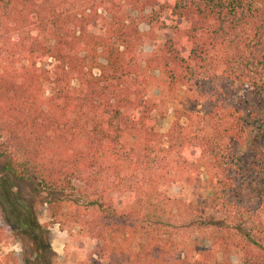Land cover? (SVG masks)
I'll return each instance as SVG.
<instances>
[{"label":"trees","instance_id":"trees-1","mask_svg":"<svg viewBox=\"0 0 264 264\" xmlns=\"http://www.w3.org/2000/svg\"><path fill=\"white\" fill-rule=\"evenodd\" d=\"M157 75L201 108L166 133ZM0 160V264H55L29 180L86 264H264V0H0Z\"/></svg>","mask_w":264,"mask_h":264},{"label":"rangeland","instance_id":"rangeland-1","mask_svg":"<svg viewBox=\"0 0 264 264\" xmlns=\"http://www.w3.org/2000/svg\"><path fill=\"white\" fill-rule=\"evenodd\" d=\"M142 31H149L146 24L141 25ZM156 33L160 36H164V31L161 29L156 30ZM155 42H147L143 50L147 53L151 52L154 48ZM156 85L150 90L149 96L156 103V114H158L159 130L162 133L168 132L172 124L177 119V111L182 110L184 112H192L199 114L201 111L200 106L190 100L189 93L185 89L179 90L175 94H170L163 85L164 78L157 75ZM185 122V119L182 120ZM4 160H0V174ZM16 189L20 195L31 203H35L39 212V218L41 223L47 224L50 227V241L53 250L57 253L55 264H86L90 262V257L96 250V242L87 239L85 234L79 233V229L67 230L61 229L59 225H53L50 221L48 210L46 206L39 205L37 201L33 200L34 195V181H17ZM169 196L172 198H181L185 201H191L193 199L200 200L197 196L193 195V190L184 183H176L167 188ZM204 197L210 196L209 190H203L201 192ZM1 219V217H0ZM0 226H2L0 222ZM11 252L21 253L22 247L19 243L10 240L3 239L0 242V258L5 259ZM105 256V255H104ZM101 256H95V259H101ZM101 264H107L105 259ZM234 264H239V259L234 256Z\"/></svg>","mask_w":264,"mask_h":264}]
</instances>
